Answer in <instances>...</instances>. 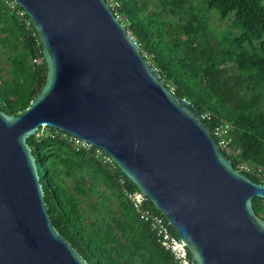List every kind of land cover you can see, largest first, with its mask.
I'll return each mask as SVG.
<instances>
[{
	"label": "water",
	"instance_id": "95a60500",
	"mask_svg": "<svg viewBox=\"0 0 264 264\" xmlns=\"http://www.w3.org/2000/svg\"><path fill=\"white\" fill-rule=\"evenodd\" d=\"M48 66L28 108H0V264H90L54 225L28 143L60 129L110 155L192 264H264V183L235 168L205 114L169 87L107 0H15Z\"/></svg>",
	"mask_w": 264,
	"mask_h": 264
},
{
	"label": "trees",
	"instance_id": "16d2710c",
	"mask_svg": "<svg viewBox=\"0 0 264 264\" xmlns=\"http://www.w3.org/2000/svg\"><path fill=\"white\" fill-rule=\"evenodd\" d=\"M107 1L166 84L210 115L212 130L230 125L233 140L224 152L235 168L261 182L264 0H203L202 6H195L196 0ZM209 11L230 20L229 28L212 27ZM25 18L0 0V108L9 114L28 108L47 81L38 33ZM47 127V134L40 127L28 143L53 223L77 251L90 264H175L125 197L123 186L138 187L120 167L104 162L97 147H79L71 134ZM149 204L157 210L150 199ZM253 204L264 219V198L255 197Z\"/></svg>",
	"mask_w": 264,
	"mask_h": 264
},
{
	"label": "built area",
	"instance_id": "2783aa9c",
	"mask_svg": "<svg viewBox=\"0 0 264 264\" xmlns=\"http://www.w3.org/2000/svg\"><path fill=\"white\" fill-rule=\"evenodd\" d=\"M8 5L11 7V11L17 14L20 17H25L27 14L25 10L15 1V0H5ZM25 22L27 26H31L32 21L25 18ZM40 58H34L35 63L40 62ZM206 121L211 120L210 115H205ZM213 131V136L217 140L218 144L222 149L228 148L230 143L233 140L231 136V127L228 124H219L215 127ZM75 143L79 147L90 148L91 143L75 137L72 135ZM96 147V146H95ZM97 154L104 162H113V159L110 155H108L103 149L97 147ZM244 169L249 170L250 167L243 166ZM242 171V170H241ZM258 175L262 178V183H264V172L259 169ZM123 191L125 197L131 202L134 206L138 216L141 220L146 222L152 232L155 234L158 242L169 251L175 261V264H192V260L189 254V248L187 244L181 239V237L176 233L171 223L166 219V217L159 212L158 210H154L149 204V198L138 190H130L126 186H123Z\"/></svg>",
	"mask_w": 264,
	"mask_h": 264
},
{
	"label": "rangeland",
	"instance_id": "374dc122",
	"mask_svg": "<svg viewBox=\"0 0 264 264\" xmlns=\"http://www.w3.org/2000/svg\"><path fill=\"white\" fill-rule=\"evenodd\" d=\"M154 1H160V0H154ZM204 1L203 0H196L194 1V5L195 6H202V3ZM191 7V6H188V8ZM209 16V22L210 24L212 25V27L216 28L217 31H225L227 30L229 27H228V22H230V20L228 21H221L219 19V16L216 12L214 11H209L208 14ZM49 132V128L47 126H43L42 127V133H45L47 134Z\"/></svg>",
	"mask_w": 264,
	"mask_h": 264
}]
</instances>
